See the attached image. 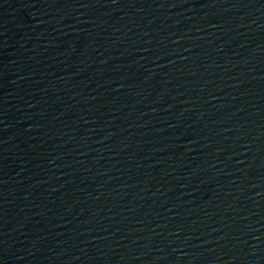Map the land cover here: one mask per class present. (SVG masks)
Listing matches in <instances>:
<instances>
[{"label": "water", "instance_id": "obj_1", "mask_svg": "<svg viewBox=\"0 0 264 264\" xmlns=\"http://www.w3.org/2000/svg\"><path fill=\"white\" fill-rule=\"evenodd\" d=\"M0 264H264V0H0Z\"/></svg>", "mask_w": 264, "mask_h": 264}]
</instances>
